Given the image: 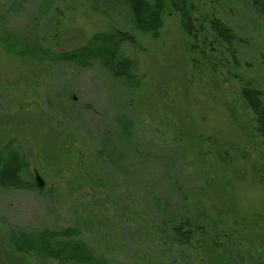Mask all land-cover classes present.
<instances>
[{"label": "rangeland", "instance_id": "rangeland-1", "mask_svg": "<svg viewBox=\"0 0 264 264\" xmlns=\"http://www.w3.org/2000/svg\"><path fill=\"white\" fill-rule=\"evenodd\" d=\"M191 1L205 19L193 50L170 8L151 37L124 0H0V149L44 181L0 187V264H63L9 239L72 226L105 264H264V136L240 96L246 80L264 91V15L249 0ZM115 29L136 35L124 53L138 88L98 60H52ZM187 219L200 228L182 243L170 227Z\"/></svg>", "mask_w": 264, "mask_h": 264}, {"label": "trees", "instance_id": "trees-1", "mask_svg": "<svg viewBox=\"0 0 264 264\" xmlns=\"http://www.w3.org/2000/svg\"><path fill=\"white\" fill-rule=\"evenodd\" d=\"M253 8L264 15V0H249ZM131 14V23L138 33L157 37L163 26V14L166 9H172L179 17L180 26L187 38L192 40L191 47L197 44V38L204 33L203 21L195 14L191 0H124ZM209 31L219 42L230 44L233 32L223 20L218 17L209 19ZM195 42V43H194ZM213 43V42H211ZM136 45V35L128 30L115 29L107 32H95L83 45L63 52H52V60L71 61L80 66H88L98 60L114 78L125 81L132 88H138L141 77L136 71V62L124 53L125 45ZM11 46V45H10ZM212 49L217 50L212 44ZM15 52L14 50H12ZM39 47L32 46L29 54L38 53ZM240 96L251 110L255 131L264 136V91L246 80L241 85ZM27 166L23 152L7 143L0 149V187L2 188H32L38 187L36 181L26 182L22 171ZM194 220V219H193ZM200 226L187 219L170 227L174 239L189 243L199 231ZM76 227H64L57 230L20 232L10 237L14 249L20 252H33L36 255L47 256L63 262V264H105V259L80 237ZM198 241V239L196 238ZM199 242V241H198Z\"/></svg>", "mask_w": 264, "mask_h": 264}, {"label": "water", "instance_id": "water-1", "mask_svg": "<svg viewBox=\"0 0 264 264\" xmlns=\"http://www.w3.org/2000/svg\"><path fill=\"white\" fill-rule=\"evenodd\" d=\"M35 180L37 182L38 187H42L44 185L42 177L37 172L35 173Z\"/></svg>", "mask_w": 264, "mask_h": 264}]
</instances>
